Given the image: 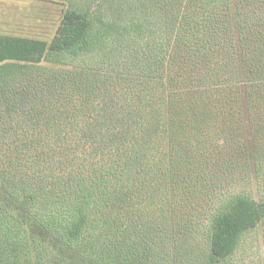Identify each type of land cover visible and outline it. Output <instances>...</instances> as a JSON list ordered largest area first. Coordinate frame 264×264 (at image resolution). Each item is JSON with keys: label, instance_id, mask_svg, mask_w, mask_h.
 <instances>
[{"label": "trees", "instance_id": "obj_1", "mask_svg": "<svg viewBox=\"0 0 264 264\" xmlns=\"http://www.w3.org/2000/svg\"><path fill=\"white\" fill-rule=\"evenodd\" d=\"M62 1L51 45L0 35V264H158L146 238L190 224L212 165L250 150L249 130L262 153L264 0ZM45 62L76 68L24 82ZM143 182L161 192L144 191L156 211L134 229ZM217 201L193 256L206 264L264 221L249 195Z\"/></svg>", "mask_w": 264, "mask_h": 264}, {"label": "rangeland", "instance_id": "obj_2", "mask_svg": "<svg viewBox=\"0 0 264 264\" xmlns=\"http://www.w3.org/2000/svg\"><path fill=\"white\" fill-rule=\"evenodd\" d=\"M66 10L67 7L62 0H0V35L40 40L51 45L64 19ZM101 57L102 54H97L84 60L78 59L72 62L76 63L83 60L87 61L82 64L83 66H97ZM64 63H42L37 66L39 68H33L32 71L27 72L24 82L34 79L46 80L54 73L76 68L75 65H65ZM244 119L248 123L247 111ZM249 138L250 141L247 146L250 150L247 148L246 152L243 149L241 157L231 153L222 157L217 165H212L216 170L213 176L215 183L207 176L204 186L200 185L203 187L204 196L197 199H194L195 195L190 197L186 210L187 215L190 214V224L191 220H195L191 225L186 221L187 226L176 224L171 227L169 222H163L155 230H152L154 231L152 240L149 237L146 238L154 247H158L160 250L165 248L164 252H159L156 255L158 264H186L181 258L178 259L179 255H177L178 249H185L186 247L190 251L187 264H206V261H198L194 257L201 255L207 245V219L209 212L213 206L218 204L217 200L221 196L243 193L257 201L264 202V146H262V153L254 156L250 130ZM211 162L213 163L214 160ZM145 185L143 182L142 196L138 190L132 192L131 213L127 210L124 211L127 215L125 220L129 223L132 222L134 229L137 225L148 227L146 216L148 212L155 210L153 204L148 206L144 191L150 190L156 198L161 192L158 191L159 185L157 187H145ZM134 208L135 212L132 213ZM218 264H264V221L241 240L239 250L233 256Z\"/></svg>", "mask_w": 264, "mask_h": 264}]
</instances>
